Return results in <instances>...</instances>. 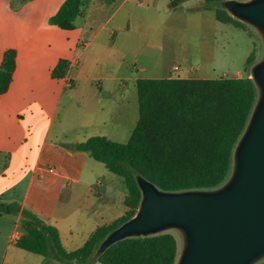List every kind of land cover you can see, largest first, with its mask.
Masks as SVG:
<instances>
[{"label": "crops", "instance_id": "crops-1", "mask_svg": "<svg viewBox=\"0 0 264 264\" xmlns=\"http://www.w3.org/2000/svg\"><path fill=\"white\" fill-rule=\"evenodd\" d=\"M64 1L0 0V66L7 50L15 52L10 84L0 93V264H63L17 246L25 214L55 227L63 248L72 251L97 227L128 211L125 190L103 163L77 145L95 135L116 141L110 136L119 128L108 133L107 116L128 103L118 74H127L128 59H136L128 52L130 19L145 22L143 0H83L71 29L49 21ZM191 1L186 11L204 2ZM155 2L156 14L146 23L170 31L164 26L166 16L180 3L171 8V0ZM60 61L67 62V69L54 76ZM108 66L116 74L100 76ZM174 66L158 78H196L191 77L192 66H178L175 72ZM244 76L233 71V77Z\"/></svg>", "mask_w": 264, "mask_h": 264}, {"label": "trees", "instance_id": "trees-1", "mask_svg": "<svg viewBox=\"0 0 264 264\" xmlns=\"http://www.w3.org/2000/svg\"><path fill=\"white\" fill-rule=\"evenodd\" d=\"M181 1L171 0L170 7ZM220 1L204 0L206 9H214L217 21L248 27L232 18ZM82 4L83 0H65L50 23L71 29ZM253 46L245 59L246 69L260 52L255 42ZM14 68L15 52L7 50L0 66V93L8 89ZM66 69L67 62L60 61L52 73L60 77ZM135 87L138 119L128 140L121 143L95 135L77 145L122 178L127 213L97 227L82 246L72 251L63 248L55 227L25 214L23 233L16 243L19 248L63 264L175 263L179 242L172 231L125 238L98 255L95 252L109 231L134 214L140 199L136 175L163 191L214 188L226 179L232 149L255 100V88L248 73L240 78H138Z\"/></svg>", "mask_w": 264, "mask_h": 264}, {"label": "water", "instance_id": "water-1", "mask_svg": "<svg viewBox=\"0 0 264 264\" xmlns=\"http://www.w3.org/2000/svg\"><path fill=\"white\" fill-rule=\"evenodd\" d=\"M220 6L260 40L259 56L248 68L255 100L228 176L214 188L163 191L136 175L134 214L106 234L95 255L125 238L172 231L179 242L174 264L264 261V0H222Z\"/></svg>", "mask_w": 264, "mask_h": 264}, {"label": "rangeland", "instance_id": "rangeland-1", "mask_svg": "<svg viewBox=\"0 0 264 264\" xmlns=\"http://www.w3.org/2000/svg\"><path fill=\"white\" fill-rule=\"evenodd\" d=\"M155 1L143 0V4L140 5L141 13L146 16L144 23L134 18L130 19L128 52L130 55H136V59H128L127 74L123 72L118 74L123 77V94L125 93L128 103L123 111L120 109L117 114H108L106 124L108 133L116 127L119 128L117 135L110 136L116 141L128 140L129 133L138 117L134 77L158 78L173 64L180 66L181 69L187 65L192 66L191 77L196 78L233 77V71L238 69L246 75L248 69L245 68V59L253 50L254 42L260 50V40L251 28L236 29L217 21L214 9L203 10L205 8L203 0H200L203 2L200 8L196 6L187 11L185 8L193 2L182 0L177 11L166 16L164 26L171 27V30L167 29L165 32L162 29L154 30L152 29L154 25H148L146 22L156 14V10L152 8L153 3H157ZM222 71L224 73L220 75ZM115 74L113 66H108L100 76ZM125 76H127L126 79H124ZM95 83L99 85L100 81ZM65 99L67 100V97L64 101ZM73 107H80V105L75 104ZM75 110H78L77 113L81 112L80 108ZM68 134L71 136L72 132L69 131ZM106 172L116 179L117 186L127 193L122 178L108 170ZM103 177L104 181H108L107 176Z\"/></svg>", "mask_w": 264, "mask_h": 264}, {"label": "built area", "instance_id": "built-area-1", "mask_svg": "<svg viewBox=\"0 0 264 264\" xmlns=\"http://www.w3.org/2000/svg\"><path fill=\"white\" fill-rule=\"evenodd\" d=\"M178 70V66H174L173 68H172V71H177ZM17 240H18V238H17Z\"/></svg>", "mask_w": 264, "mask_h": 264}]
</instances>
